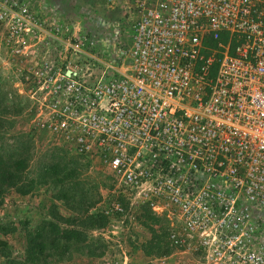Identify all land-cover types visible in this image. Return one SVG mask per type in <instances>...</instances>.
<instances>
[{
	"label": "built area",
	"instance_id": "obj_1",
	"mask_svg": "<svg viewBox=\"0 0 264 264\" xmlns=\"http://www.w3.org/2000/svg\"><path fill=\"white\" fill-rule=\"evenodd\" d=\"M110 1L128 34L114 61L46 29L33 128L202 253L264 264V0Z\"/></svg>",
	"mask_w": 264,
	"mask_h": 264
},
{
	"label": "rangeland",
	"instance_id": "obj_2",
	"mask_svg": "<svg viewBox=\"0 0 264 264\" xmlns=\"http://www.w3.org/2000/svg\"><path fill=\"white\" fill-rule=\"evenodd\" d=\"M48 27L60 39L79 29L107 61L128 46L110 0H0V162H25L0 190V264H222L177 223L132 205L97 163L33 128L40 96L32 72L51 56Z\"/></svg>",
	"mask_w": 264,
	"mask_h": 264
},
{
	"label": "trees",
	"instance_id": "obj_3",
	"mask_svg": "<svg viewBox=\"0 0 264 264\" xmlns=\"http://www.w3.org/2000/svg\"><path fill=\"white\" fill-rule=\"evenodd\" d=\"M17 113V111H4V114H11V113ZM0 118H1V114H0ZM2 127H4L2 125V122L0 120V134H1V130ZM12 165L8 166L6 164H3L0 162V190L3 186V184L7 185H14L18 180H19V171H21L24 167H25V162L24 161H11ZM1 164H3V166H5L7 168V171H3L1 169ZM7 243L4 241H0V249L3 247H6Z\"/></svg>",
	"mask_w": 264,
	"mask_h": 264
}]
</instances>
